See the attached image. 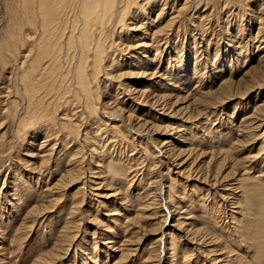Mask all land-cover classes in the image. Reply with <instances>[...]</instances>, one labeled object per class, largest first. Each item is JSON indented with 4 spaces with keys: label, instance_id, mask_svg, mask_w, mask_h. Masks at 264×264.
I'll return each mask as SVG.
<instances>
[{
    "label": "rangeland",
    "instance_id": "1",
    "mask_svg": "<svg viewBox=\"0 0 264 264\" xmlns=\"http://www.w3.org/2000/svg\"><path fill=\"white\" fill-rule=\"evenodd\" d=\"M48 1L0 0V264H264V76L255 79V82L250 81V85L242 80L255 67L258 69L261 65L264 66V24H261V21L264 23V0H188V3L184 2L187 0H166L167 3L165 0H153L159 4V9L152 11L149 18L142 16L145 27L151 18L159 19V14L162 18L166 17L165 12L173 14L167 21L162 19L165 23L170 20V23H167V31L163 34L157 33L156 37L153 32L156 25L152 26L153 35L150 34L149 39H145L148 45L145 48L154 58H142L145 53H137L133 56H118L115 59L116 63H120L116 69L125 71L134 67L130 60L139 55L141 65L137 60L134 63L142 70L150 69L151 73L158 74V79L153 85L148 82L145 88L149 86L151 91H159L161 87L160 89L167 92L172 91L173 100L178 93L182 97L173 104L172 111L168 109L167 113L165 112V115H173L171 121L175 128L164 136H173L172 143L177 148L194 149L195 152L205 149L203 152L206 153L199 155L194 161L193 170H189V177L178 172L180 169L175 167L176 160L170 156L167 158L168 154L164 153L161 144L155 140V135L148 130L136 129V118L140 119L142 116L140 120L143 122L148 118L150 122H146L153 125L159 123L158 125L167 128L168 116L165 118L162 114H156L151 106L143 107L136 102L131 104L127 96L123 102L119 101L127 106V109L124 108L125 115H119L120 119L118 115H114L115 118L110 117L112 109L107 103L102 81L105 62L102 63L101 73L97 76L93 74V66L88 68L91 85L95 91L96 106L94 113L91 112L93 114L89 113L82 103L78 104L81 101L77 100L76 96L72 95L70 98L71 80L63 85L65 89H59L60 93L65 90L62 92L65 93L63 96L48 89L45 82L47 83V70L51 59L47 58L49 61L46 59L45 63L38 56L43 43L40 24L42 19L50 14L49 18L56 22L55 3L60 0ZM174 8H178V12ZM161 11L163 12L160 13ZM108 28L107 31L112 29L111 24ZM51 46L53 42L50 43ZM153 47L155 49L150 51ZM128 57L131 59L127 60ZM61 65L59 70H65L62 68L65 67L64 64ZM230 80L238 81V85L235 84L231 89L233 95H230L226 103L219 105L220 103L208 93L215 92L222 84L231 82ZM27 87H30L28 89L31 90V95L26 92ZM118 90L124 91L123 95L127 94L119 85ZM247 91L249 93L244 95ZM59 95L63 98L67 95L70 100H66L67 97L66 101L62 98L61 102H57L58 109H52L55 108ZM199 96L208 98L212 103L206 101L209 105L204 103V106L207 105L204 107L203 103L195 99H201ZM202 100L207 99L199 101ZM71 102H74V105L71 106ZM63 103H67L65 106L68 108ZM187 103L193 104L188 109L181 107ZM178 106L181 110L174 112ZM63 108H67L66 113L69 116H65ZM140 108L148 110V113ZM128 113L136 117L135 121H128ZM139 115L141 116L138 117ZM85 116H88L87 119ZM66 119H69L73 128L65 129ZM73 120L76 121V126ZM122 127L126 128L127 133ZM79 133L81 134L78 135ZM117 133H121L123 137L118 138L120 135ZM86 135H91V138H85ZM62 137L65 142L68 141V145L64 144ZM93 139L97 141L94 140L90 144L89 140ZM80 141L83 142L79 143ZM71 144L73 146L70 147ZM63 145L69 149L64 146L65 149ZM52 146L57 147L54 149ZM141 149L144 152L140 151ZM82 150L81 154L78 153ZM109 152L113 155L112 158L108 155ZM188 154L195 157L194 152L188 151ZM89 157H92V160ZM110 158H115L113 161L118 160L120 163L124 160L123 165L127 166L125 171L127 170L129 175L125 180L124 177H119L121 181L114 180L119 184H97L101 180H97L93 175H109L108 171H105L106 163L103 161L111 160ZM210 158L226 162L222 172L233 169L230 177H227L228 180L225 178V181L215 185L207 183L208 180L204 182L201 178L203 176L197 173L196 165H200L201 172L204 173ZM192 159L193 157H190L189 162H192ZM69 160L73 163L71 161L70 164ZM74 164H78V167L73 166ZM99 166H103V169L101 167L100 170ZM213 166L211 163V170ZM73 167L80 171L81 176L74 180L76 182H69L66 176ZM93 168L96 170L93 171ZM88 169H93L90 170L91 174ZM97 171L100 173H96ZM72 182L74 183L71 184ZM86 185L90 190L86 189ZM235 185L239 186V190H235L238 194L230 189ZM114 209L116 211H113ZM181 221L184 223L179 224ZM191 226L202 229L205 233L199 231L194 234L189 231ZM64 234L66 241L63 239ZM173 236L175 239H172ZM70 237L75 239L71 240ZM57 244L60 253L50 256Z\"/></svg>",
    "mask_w": 264,
    "mask_h": 264
},
{
    "label": "bare ground",
    "instance_id": "2",
    "mask_svg": "<svg viewBox=\"0 0 264 264\" xmlns=\"http://www.w3.org/2000/svg\"><path fill=\"white\" fill-rule=\"evenodd\" d=\"M48 1V0H47ZM163 1V0H162ZM190 1V0H189ZM208 1V0H207ZM227 1V0H225ZM36 2V0H35ZM53 2V1H52ZM166 2V0H165ZM164 2V3H165ZM172 2V1H171ZM186 3H188V0L187 1H184ZM214 2V0H213ZM224 2V1H223ZM34 3V2H33ZM39 3V1H38ZM49 3V1H48ZM51 3V2H50ZM55 3V2H54ZM163 3V2H162ZM167 3V2H166ZM174 3V2H173ZM172 3V4H173ZM178 3H180L178 1ZM220 3V2H219ZM225 3V2H224ZM259 3V2H258ZM41 4V3H40ZM55 11H56V14L55 15V20L56 22H54V20H51L49 18V16H45L42 21H41V24L40 26L42 27V36H43V43L41 45V52L40 54L38 55L42 60L43 62H45V60L47 58H50L51 61L49 63V67H48V79H47V83L45 82L46 86H48V89L50 90H54L57 93H60V88L62 87V89L65 87H63V85L65 83H67L69 80H71L70 82V86H71V89H69V94H70V98L71 96H76L77 97V100L79 99V101H81L80 103L78 102V104H81L82 103V106L86 107L88 112L91 113L93 112L94 113V108L96 105H94V100H95V91L91 85V81H90V74H89V71H88V68L89 66H93L94 67V70H93V74L94 76H97L98 73H101V68H102V63L105 62V67L103 68L102 72L104 71V74L102 76V81L104 82V87H105V90H104V94L107 96V103L109 104V107L112 109V116L110 115V117L112 118H115L114 115H118V119H120L119 115H121L122 117L125 115V109H127L126 107V104H123L119 101H124V99H126L127 96H129V100L131 101V104L133 103H137L138 105H141V106H151V109H154L156 111V114L159 113V114H162L163 116H165V118H167L168 120V125L166 123V126L167 128L163 127V125H153V123H148L146 121H149L148 118L145 119L146 121L143 122L141 121L140 119L143 117H140L141 115H139L138 117H140V119L136 118V123L138 125V127H136L137 130H148L150 133H152L153 135H155V140H157L163 150H164V153H166L167 155V158L170 156L171 158L174 157V160L175 163H177L175 167H178L180 170L178 172H180L181 174H186L185 176L186 177H189L191 176V174L189 173V170H191L192 168V165L194 164V161L197 159V157H199V155H202L206 152H203L205 151L202 150L201 151H196L194 149H181L180 147L177 148V146H175L173 143V136H164L166 135V133H168L169 130H173L174 127V123L171 121V118L172 116L169 115H165V112L167 113L166 110L170 109L172 111V107H173V104L175 102H177L178 100L180 101V99H182V97H180V95H176L175 96V100H173V94L174 93H171L172 91H165L164 89H160L159 88V91H151V89H148L150 88L149 86H147L148 88H145V84L146 83H150L153 85L154 81L156 79H158L156 77V73L154 72H150L149 70H142L141 67H139V65L137 66L136 63H134L135 60L138 61V64H140V61H141V58L139 57V55L134 58V59H131V57H128V59H131L130 61H132L133 63H131L134 67H130V70H125V71H121V70H117L116 67L119 66L118 63H116L115 59L116 57L118 56H123V55H127V54H131V56H133V54H137V53H140L141 54H144L142 56V58H148V57H153V55L151 54H148V50L146 49L148 47V45L146 44V41L145 39H149L150 37V34L151 31H153V29L151 28L152 26H155L154 30L156 31H153L155 36L158 34H163L164 31H167V29L169 28L168 26V22L170 23V20L168 22H163L164 21H167V19H169L170 17H172L171 13H168L166 14L165 12V15L166 17L165 18H162L160 16V14L158 15V18L159 19H153L151 18V20L149 21V24L147 27L144 26V17L146 18H149L150 17V13L152 11H157L159 9V4L157 2H153V0H60L58 1L57 3H55ZM148 4H150V6H147ZM176 4V3H174ZM52 5V4H51ZM163 5V4H162ZM187 5V4H186ZM213 5V4H212ZM264 6V4H262ZM32 6V5H31ZM169 6V4H168ZM168 6L166 8H168ZM177 6V5H176ZM175 6V7H176ZM183 6V5H182ZM227 6V5H226ZM261 6V5H260ZM262 6V7H263ZM185 7V5H184ZM188 7V6H187ZM186 7V8H187ZM215 7V6H214ZM261 7V8H262ZM33 8V7H32ZM40 7H38L39 9ZM52 8V7H51ZM164 8V7H163ZM173 8V6H172ZM260 8V9H261ZM176 9V8H174ZM178 9V8H177ZM176 9V10H177ZM184 9V8H181V10ZM188 9V8H187ZM46 10V9H45ZM52 10H54L52 8ZM171 10V9H170ZM180 10V9H179ZM185 10V9H184ZM196 10V9H195ZM36 11V9H35ZM44 11V9H43ZM54 11V12H55ZM165 11V10H164ZM255 11V10H254ZM262 11V10H260ZM258 11V12H260ZM40 14L41 12L38 11ZM53 12V13H54ZM163 11H161L160 13H162ZM178 12V10H177ZM256 12V11H255ZM264 13V10L262 11ZM260 12V13H262ZM38 13V14H39ZM45 13V12H43ZM51 13V12H50ZM158 13V12H157ZM156 13V14H157ZM181 13V12H179ZM183 13V11H182ZM36 14V13H35ZM37 14V15H38ZM153 14V13H152ZM151 14V15H152ZM34 15V14H33ZM42 15V14H41ZM155 15V14H154ZM162 15V14H161ZM179 15V14H178ZM264 15V14H263ZM28 16V15H27ZM35 16V15H34ZM43 16V15H42ZM41 16V17H42ZM144 16V17H142ZM156 16V15H155ZM201 16V15H200ZM260 16V15H259ZM169 17V18H168ZM174 17H176V15H174ZM183 17V16H182ZM261 17V16H260ZM260 17H259V22L261 21L260 20ZM264 17V16H263ZM262 17V18H263ZM143 18V19H142ZM181 18V16L179 17ZM163 19V20H162ZM171 19V18H170ZM174 20V19H173ZM264 20V19H262ZM162 21V22H161ZM177 21V20H175ZM179 21V20H178ZM258 22V23H259ZM147 23V21H146ZM158 23V24H157ZM165 23V25L163 24ZM111 24V27L112 29H110V31H107L109 30V26ZM174 24V23H173ZM172 24V25H173ZM261 24H264L262 21H261ZM264 26V25H263ZM260 27V26H259ZM169 32V31H168ZM153 35V34H152ZM151 35V36H152ZM31 36V35H29ZM35 37V36H34ZM40 37V36H39ZM143 37V38H142ZM153 37V36H152ZM157 37V36H156ZM195 37V36H194ZM2 38V37H1ZM134 38V40H133ZM162 38V37H161ZM33 39V38H32ZM55 39V40H54ZM5 40V39H4ZM3 40V41H4ZM133 40V41H132ZM155 40H153L154 42ZM160 41V40H159ZM53 42V46L50 47V43ZM152 43V41H150ZM6 43V42H5ZM136 43V44H134ZM1 45V44H0ZM6 45V44H5ZM3 45V46H5ZM39 45V44H38ZM156 45V43H155ZM146 46V48H145ZM154 46V45H153ZM158 46V45H157ZM39 47V46H38ZM195 48V47H194ZM149 49V48H148ZM153 49H155L154 47L153 48H150L149 50L152 51ZM176 49V48H175ZM5 50V49H4ZM141 51V52H140ZM162 51V50H161ZM177 51V49H176ZM2 52V51H1ZM163 52V51H162ZM166 53V52H165ZM174 53V52H173ZM153 54V53H152ZM163 54V53H162ZM171 54V53H170ZM93 55V56H92ZM172 55V54H171ZM63 56L65 58H63ZM160 56V55H158ZM181 57V56H180ZM154 58V57H153ZM173 58V57H172ZM182 58V57H181ZM34 59V58H33ZM120 59V58H119ZM48 60V59H47ZM106 60V61H105ZM146 60V59H145ZM150 60V59H149ZM156 60V59H155ZM181 60V59H180ZM197 60V59H196ZM49 61V60H48ZM91 61V62H90ZM143 61V60H142ZM157 61V60H156ZM163 61V60H162ZM199 61V60H198ZM143 62H147V61H143ZM181 62V61H180ZM183 62V61H182ZM181 62V63H182ZM197 62V61H196ZM46 63V62H45ZM177 63V62H176ZM61 64H64L65 67H62L64 68L65 70L63 71H60L59 68L60 66H62ZM129 64V62L127 63ZM201 64V63H200ZM239 64V63H238ZM130 65V66H132ZM141 65V64H140ZM146 65V64H145ZM197 65V63H196ZM202 65V64H201ZM200 66V68L204 65ZM207 65V64H206ZM223 65V64H222ZM144 66V65H142ZM176 66V65H175ZM178 66V65H177ZM195 66V64H194ZM197 66V67H199ZM147 67H148V64H147ZM156 67V66H155ZM45 68V67H44ZM127 68H129V66H127ZM134 68V70H133ZM145 68V67H143ZM199 68V69H200ZM93 69V68H92ZM232 69V68H231ZM255 69V70H254ZM253 70H251L250 72L247 73V75H245L246 77H243L242 80L244 81V83H249L250 81H254L255 82V79H258L260 76H264V66H260L258 69L255 67ZM257 69V71H256ZM44 70V69H43ZM215 70V69H214ZM60 71V73H59ZM155 71V70H154ZM162 71V70H161ZM178 71V70H177ZM195 71V70H193ZM169 72V71H168ZM199 73V72H198ZM246 73V72H245ZM92 74V73H91ZM200 74V73H199ZM202 75V74H201ZM45 76V75H44ZM159 76L162 77L161 74H159ZM160 77V78H161ZM92 78V77H91ZM23 79H25L24 75H23ZM21 79V80H23ZM38 79V78H37ZM168 79V77H167ZM263 79V78H262ZM95 80V78H94ZM162 80V79H161ZM224 80V79H222ZM241 80V79H240ZM160 81V80H159ZM231 81V80H230ZM38 82V81H37ZM100 82V81H99ZM238 81H231V82H227V83H224L222 84L220 87V89H217L215 92L213 93H208L210 95H212L217 103H220L219 105L223 104V103H226V100L231 97L230 95H233L231 94V89H233L234 85H238L237 84ZM242 82V81H241ZM258 82V81H257ZM157 83H160L161 82H157ZM163 83V82H162ZM165 83H168V82H165ZM164 83V84H165ZM199 83V82H198ZM101 84V83H100ZM106 84V86H105ZM175 84V83H174ZM252 83H249L248 85H250ZM259 85V83H257ZM256 84V85H257ZM264 84V83H263ZM118 85L122 88V90H125V93L127 94H124L123 95V92L124 91H119L118 90ZM143 85V86H142ZM168 85V84H166ZM173 85V84H171ZM170 85V86H171ZM255 85V83H254ZM261 85H262V82H261ZM65 86V85H64ZM100 86V85H99ZM162 86V85H161ZM176 86V85H174ZM240 86V84H239ZM97 87V86H96ZM167 87V86H166ZM172 87V86H171ZM248 87V86H247ZM259 87V86H258ZM261 87V86H260ZM28 88L30 87H27L26 88V92L31 95V90H29ZM33 88V87H32ZM175 88V87H174ZM177 88V86H176ZM219 88V87H218ZM250 88V87H249ZM102 89V88H101ZM214 89V88H213ZM68 90V89H67ZM171 90V89H170ZM212 90V89H211ZM244 90V89H243ZM23 91V90H21ZM46 91V89H45ZM65 91V90H64ZM62 91V92H64ZM102 91V90H101ZM60 93V95L62 94L65 95V93ZM68 92V91H66ZM120 92V93H119ZM243 92V91H241ZM20 93V92H19ZM100 93V92H99ZM109 93H112V95H110ZM234 93V92H233ZM249 93V91L247 92H244V95H247ZM103 94V95H104ZM122 94V95H121ZM202 94V93H201ZM24 95V94H23ZM26 95V94H25ZM59 95V96H60ZM68 95V94H67ZM66 95V97H67ZM207 95V93L205 94ZM243 95V93H242ZM243 95V96H244ZM52 96V95H51ZM55 96V95H54ZM72 96V97H73ZM102 96V95H101ZM100 96V97H101ZM26 97V96H24ZM30 97V96H29ZM65 97V96H64ZM65 97V98H66ZM69 97V96H68ZM67 97L66 100H68L69 98ZM103 97V96H102ZM101 97V98H102ZM200 97V96H199ZM207 97V96H206ZM33 98V96H32ZM43 98V97H42ZM63 97H58L56 104H55V108L53 107L52 109H58L56 107H59L57 106V102L60 101V99L62 100ZM65 98H63L65 100ZM99 98V97H98ZM115 99L114 101L116 103L113 104L114 101H112L111 99ZM201 99H207L205 101H199L201 99H197V97L195 98L198 102L200 103H203V106H204V103L209 105L206 101H209L208 98H202L200 97ZM212 98H210L212 100ZM30 99V98H28ZM35 99V98H34ZM32 99V100H34ZM37 99V98H36ZM105 99V100H106ZM194 99V100H195ZM213 99V100H214ZM65 100V101H66ZM70 100V99H69ZM100 100V99H99ZM102 100V99H101ZM118 100V101H117ZM184 101H187L183 98ZM230 100V99H229ZM53 101V100H52ZM73 101V100H72ZM75 101V100H74ZM104 101V100H103ZM129 101V102H130ZM182 101V100H181ZM183 101V102H184ZM61 102V101H60ZM101 102V101H100ZM192 102V101H191ZM196 102V103H198ZM210 104L212 103L211 101H209ZM42 103V102H40ZM48 103V102H47ZM50 103V102H49ZM77 103V102H76ZM75 103V104H76ZM121 103V104H120ZM182 103V102H181ZM185 103V102H184ZM194 103V102H193ZM193 103H187L184 105H182L181 107H185L186 109H188V107L190 105H192ZM43 104V103H42ZM52 104V103H51ZM64 104V103H63ZM67 104V103H66ZM64 104V106L66 105ZM101 104V103H99ZM105 106H108L106 103H103ZM28 105V104H27ZM50 105V104H49ZM53 105V104H52ZM59 105V104H58ZM68 105V104H67ZM74 105V102L72 104L71 102V106ZM201 105V104H200ZM206 105V106H207ZM215 105V104H214ZM34 106V105H33ZM43 106V105H42ZM47 107V105H45ZM62 106V105H61ZM60 106V107H61ZM70 106V107H71ZM80 106V105H79ZM78 106V107H79ZM104 106V107H105ZM118 106V107H117ZM134 106V105H133ZM132 106V107H133ZM137 106V105H136ZM176 106V105H175ZM174 106V107H175ZM204 106V107H206ZM211 106V105H210ZM37 107V106H36ZM40 107H41V104H40ZM63 107V106H62ZM67 107V106H65ZM69 107V108H70ZM100 107V106H99ZM130 107V105L128 106ZM179 107V106H178ZM179 107L178 109H175L174 112H177L179 111V109L181 108ZM194 107V106H193ZM22 108V107H21ZM20 108V109H21ZM25 108V107H23ZM22 108V109H23ZM35 108V107H34ZM68 108V107H67ZM67 108H63V113L65 114V116H69L67 113H66V109ZM83 108V107H82ZM108 108V107H107ZM123 108V109H122ZM146 108V107H145ZM149 108V107H148ZM208 108V107H207ZM43 109V108H42ZM46 109V108H45ZM102 109V108H101ZM105 109V108H104ZM129 109V108H128ZM131 109V107H130ZM129 109V110H130ZM141 110L143 111H146L145 109L143 108H140ZM160 109L162 110V112H160ZM185 109V110H186ZM196 110V108H194ZM30 110V109H29ZM44 110V109H43ZM47 110V109H46ZM54 110V111H55ZM69 110V109H68ZM109 110V108H108ZM134 110V109H133ZM181 110V109H180ZM184 110V109H183ZM193 109H191L192 111ZM200 110V109H198ZM24 111V110H23ZM41 111V110H40ZM45 111V110H44ZM103 111V110H102ZM100 111V112H102ZM135 111V110H134ZM170 111V112H171ZM203 111V110H202ZM39 112V111H38ZM49 112H50V109H49ZM57 111H55L56 113ZM127 112V111H126ZM142 112V111H141ZM148 113V110L146 111ZM182 111H180L181 113ZM194 112V111H192ZM198 113H201L200 111H197ZM46 113V112H45ZM58 113V112H57ZM83 113V112H82ZM91 113V114H93ZM98 113V111H97ZM139 113V112H138ZM189 113V112H188ZM197 113V114H198ZM18 114H19V111H18ZM25 114H27L25 112ZM36 114V113H35ZM50 114V113H49ZM52 114V113H51ZM73 114V113H72ZM103 114V113H102ZM101 114V116H102ZM107 114V113H106ZM129 115L127 116V119L128 121L132 122V121H135V118L134 116L131 114V113H128ZM136 115V113H133ZM144 114V113H143ZM173 114V113H172ZM184 114V113H183ZM30 115V114H28ZM147 115V114H145ZM154 115V114H152ZM177 115V114H176ZM179 115V114H178ZM177 115V116H178ZM189 115V114H188ZM25 116V115H24ZM37 116V115H36ZM35 116V117H36ZM39 116V115H38ZM64 116V115H63ZM62 116V117H63ZM108 117V115H105ZM151 116V115H150ZM194 116V114H193ZM30 117V116H28ZM42 117V116H41ZM86 117V116H85ZM88 117V116H87ZM86 117V119H87ZM100 117V116H99ZM103 118H105L104 116H102ZM109 117V118H110ZM158 117V116H157ZM189 117V116H188ZM187 117V118H188ZM198 117V115L196 116ZM34 118V117H32ZM38 118V117H37ZM59 118V117H58ZM125 118V117H124ZM145 118V117H144ZM151 118V117H150ZM155 118V117H154ZM165 118L163 117V119L165 120ZM193 118V117H192ZM206 118V117H205ZM252 118V117H251ZM29 119V118H28ZM48 118H46L47 120ZM77 119V118H76ZM95 119V118H94ZM102 119V118H101ZM117 119V118H116ZM117 119V120H118ZM158 119V118H157ZM175 119V117H174ZM181 119V118H180ZM23 120V119H21ZM25 120V118H24ZM27 120V118H26ZM51 120V119H50ZM63 120V119H62ZM61 120V121H62ZM65 120V119H64ZM80 120V119H79ZM84 120V119H83ZM89 120V119H88ZM106 120V118H105ZM104 120V121H105ZM111 120V119H110ZM109 120V121H110ZM125 122L127 121L126 119H124ZM123 120V121H124ZM151 120V119H150ZM153 120V119H152ZM151 120V121H152ZM188 119H186L187 121ZM190 120V118H189ZM19 121V120H18ZM32 120H30L31 122ZM44 121H45V117H44ZM58 121V120H57ZM75 121V120H73ZM98 121V120H97ZM100 121V120H99ZM103 121V122H104ZM108 121V122H109ZM113 121V120H112ZM110 121V122H112ZM121 121V120H120ZM119 121V122H120ZM154 121V120H153ZM27 122V121H26ZM38 122V120H37ZM43 122V120H42ZM51 122V121H50ZM79 122V121H77ZM83 122V121H82ZM102 122V121H101ZM107 122V123H108ZM115 122V121H113ZM150 122V121H149ZM171 122V123H169ZM25 123V122H23ZM22 123V125H23ZM58 123V122H56ZM64 125L66 126V130L67 128H73V125L71 122H69V119H66V121H64ZM71 123V124H70ZM86 123V121H85ZM31 123H29L30 125ZM39 124V123H38ZM37 124V125H38ZM77 124H81V123H77ZM84 124V123H83ZM82 124V125H83ZM104 124V123H103ZM125 123H123L124 125ZM128 124V123H127ZM162 124V123H161ZM28 125V124H27ZM33 125V124H32ZM40 125V124H39ZM50 125V124H49ZM53 125V124H51ZM106 125V124H105ZM111 125V124H110ZM114 126L117 127V125L113 124ZM130 125V124H129ZM165 125V123H164ZM75 126H76V121H75ZM112 126V125H111ZM120 127L122 126V123H120L119 125ZM125 126V125H124ZM151 126V127H149ZM22 127V126H21ZM33 127V126H31ZM35 127V125H34ZM61 127H62V123H61ZM79 127V126H78ZM83 127V126H82ZM82 127H81V130H82ZM99 127V126H98ZM97 129H100L98 128ZM114 127V128H116ZM119 127V129H120ZM196 127V126H195ZM77 128V127H76ZM84 128V127H83ZM124 129V132L127 133L125 131L126 128L122 127ZM149 128V129H147ZM183 128V127H182ZM37 129V128H35ZM80 129V127L78 128V130ZM85 129V128H84ZM122 129V130H123ZM134 129V128H133ZM40 130V129H39ZM63 130V128H62ZM70 130V129H69ZM73 130V129H72ZM95 130V129H94ZM113 130V129H112ZM180 130V129H179ZM182 130V129H181ZM37 131V130H36ZM35 131V132H36ZM58 131V130H57ZM103 131V130H101ZM140 131V132H141ZM175 131V130H174ZM77 132V131H76ZM100 132V131H99ZM113 132V131H112ZM116 132V131H115ZM122 132V131H121ZM134 132V131H133ZM137 132V131H135ZM145 132V131H144ZM173 132V131H171ZM170 132V133H171ZM176 132V131H175ZM61 133V131L59 132V134ZM68 133V132H67ZM78 133V132H77ZM85 133V131H84ZM138 133V132H137ZM174 133V132H173ZM47 133H45L46 135ZM58 134V133H57ZM69 134V133H68ZM81 133H79L78 135H80ZM88 134V133H87ZM97 134V133H96ZM109 134V133H108ZM113 134V133H112ZM116 134V133H115ZM117 134H121V133H117ZM129 134V133H128ZM151 134V135H152ZM66 135V134H65ZM73 135V134H72ZM71 135V136H72ZM142 135V134H141ZM47 136V135H46ZM69 136V135H68ZM114 136V135H113ZM122 135H120V137L118 138H121ZM127 136V134H126ZM132 136V135H131ZM182 136V135H181ZM64 137V136H63ZM61 138V140H63L64 138ZM80 137V136H78ZM77 137V138H78ZM88 136L86 135L85 138H87ZM89 137L91 138V135H89ZM88 137V138H89ZM96 137V136H95ZM99 137V136H98ZM123 137V136H122ZM133 138L136 136H132ZM131 137V138H132ZM75 138V137H73ZM81 138V137H80ZM84 138V136H83ZM94 138V137H93ZM134 138V139H135ZM140 138V137H139ZM138 138V139H139ZM69 139V138H68ZM98 139V138H97ZM110 139V138H109ZM48 140V139H47ZM46 140V141H47ZM53 140V139H52ZM67 140V139H66ZM71 140V139H70ZM76 140V139H75ZM79 140H83V139H79ZM87 141V139H84V141ZM95 139L93 140H89L90 144L92 141H94ZM99 140V139H98ZM116 140V139H115ZM119 140V139H118ZM117 140V141H118ZM133 140V139H132ZM41 141V140H40ZM49 141V140H48ZM47 141V143H48ZM73 141V140H71ZM97 140H95L96 142ZM120 141V140H119ZM126 141V139H125ZM139 141V140H138ZM64 142H65V139H64ZM83 141H80L79 143H81ZM94 142V144H95ZM127 142V141H126ZM131 142V141H130ZM135 142V141H134ZM173 142V143H172ZM46 143V144H47ZM52 143V141H51ZM54 143V142H53ZM60 143V142H58ZM68 141H66L64 144H67ZM99 143V142H98ZM107 143V142H106ZM114 143V142H113ZM128 143V142H127ZM69 144V143H68ZM67 144V145H68ZM89 144V145H90ZM109 144V143H108ZM45 145V144H44ZM80 145V144H79ZM83 145V144H82ZM93 145V144H92ZM98 145V144H97ZM103 145V144H102ZM105 145V144H104ZM107 145V144H106ZM114 145V144H113ZM136 145V144H135ZM140 145V143H139ZM199 145V144H198ZM48 146V145H47ZM54 146V145H53ZM52 146V147H53ZM61 146V145H60ZM65 145H63L64 147ZM73 146L72 144L70 145V147ZM75 146V145H74ZM109 146V145H108ZM116 146V144H115ZM114 146V147H115ZM129 146V144H128ZM137 146H138V143H137ZM195 147V145H193ZM45 147V146H44ZM50 147V146H49ZM57 146H55L56 148ZM66 147V146H65ZM64 147V148H65ZM89 147V146H88ZM92 148H94L93 146H91ZM100 147V146H99ZM103 147V146H102ZM51 148V147H50ZM49 148V149H50ZM54 148V147H53ZM54 148V149H55ZM67 149L68 146L66 147ZM65 148V149H66ZM96 148V147H95ZM112 148V146H111ZM118 148V147H117ZM202 148V147H201ZM44 149V148H43ZM62 149V148H61ZM73 149H75L73 147ZM73 149L70 148V151L73 153L74 151H76V149L74 151H72ZM81 149V148H80ZM79 149V150H80ZM85 149H86V145H85ZM90 149V148H89ZM97 149V148H96ZM100 149V148H99ZM108 149V148H107ZM110 149V148H109ZM119 149V148H118ZM125 149V148H124ZM146 149V147H145ZM203 149V148H202ZM93 150V149H92ZM116 150V148H115ZM143 149H141L140 151H142ZM148 151V149H146ZM187 150V151H186ZM64 151V149H63ZM69 151V150H68ZM98 151V150H97ZM101 151V149H100ZM121 151V150H120ZM124 150L122 149V152ZM139 151V152H140ZM188 151L190 153H195V157L192 155L190 156V154H188ZM44 152V150H43ZM65 152V151H64ZM83 150L78 153H82ZM90 152V151H89ZM88 152V153H89ZM92 152V151H91ZM106 152V151H105ZM112 152V151H111ZM144 152V150H143ZM146 152V151H145ZM220 152V151H219ZM227 152V151H226ZM48 153V152H47ZM54 153V152H53ZM52 153V154H53ZM57 154V151L55 152ZM87 153V152H86ZM93 153V152H92ZM100 153V152H99ZM114 153V152H113ZM112 153V154H113ZM59 154V153H58ZM64 154V153H63ZM80 154H77L78 156ZM85 154V152L83 153ZM98 154V153H97ZM111 155V153L109 152L108 155ZM120 154V153H118ZM150 154V153H149ZM47 155V154H46ZM45 155V156H46ZM67 155V153L65 154ZM76 155V156H77ZM131 155V154H130ZM133 155V154H132ZM184 155H188L187 157H185ZM51 156V155H50ZM53 156V155H52ZM73 157L74 154L72 155ZM89 156V154H88ZM101 156V155H100ZM102 156H103V153H102ZM113 155H111V158H112ZM121 156V155H119ZM211 156V155H210ZM62 157V156H61ZM65 157V156H64ZM118 157V156H117ZM122 157V156H121ZM130 157V156H129ZM182 157V158H180ZM185 157V158H184ZM190 157H193L192 159V162H189V159ZM44 158V157H43ZM42 158V159H43ZM48 158V157H47ZM57 158V157H56ZM92 158V157H91ZM89 157V159H91ZM94 158V157H93ZM109 158V157H108ZM110 158V159H111ZM119 158V157H118ZM148 158V156H147ZM189 158V159H188ZM45 159V158H44ZM67 159V158H66ZM71 159V158H70ZM85 159V158H84ZM88 159V157L86 158ZM115 159V158H114ZM113 159V160H114ZM132 159V158H131ZM129 159V160H131ZM158 159V158H157ZM169 159V158H168ZM224 159V158H223ZM50 160V159H49ZM79 160V159H77ZM75 160V161H77ZM92 160V159H91ZM112 159L111 160H105L103 162H105V168H106V172L108 171L109 175L107 174L106 176L102 177L100 175L102 174H95L92 175L95 176L94 178H96L97 180H101V181H98L97 184H105L106 186H109V185H114L116 182L118 181H115L114 180H119V177L120 179H123L121 177H124V180L127 178V175H129L127 172V170L125 171V168L126 167L123 165L124 163V160H123V163H120L118 162V160L116 161H113ZM127 160V161H129ZM133 160V159H132ZM199 160V158H198ZM72 161V160H71ZM69 160V163L71 162ZM88 161V160H87ZM100 161V160H99ZM179 161V162H177ZM93 162V161H92ZM101 162V161H100ZM62 163V162H61ZM67 162V164H69ZM73 163V161H72ZM79 163V162H78ZM126 163H129V162H126ZM131 163V162H130ZM174 163V164H175ZM196 163V162H195ZM214 164V168L211 170L210 168V164ZM71 164V163H70ZM69 164V166H70ZM81 163H79L80 165ZM85 164V163H84ZM99 164V163H98ZM103 164V163H102ZM101 163L99 165H102ZM103 164V165H104ZM226 164L225 161H216L215 158H210L209 161L207 162V168L205 170L204 173H202V168L200 167V165L198 166V164L196 165V170L198 171L197 173H199L200 175H202L204 179V182H206L208 180L207 183H211L212 185H215L217 182H221L223 179L226 178V180H228L229 178H227L231 173H232V170L233 169H229L226 173H225V170L224 172H222L223 168H224V165ZM205 165V167H206ZM63 166V165H62ZM66 166V165H65ZM73 166H77L78 167V164L77 165H73ZM84 166V165H83ZM87 166V165H86ZM90 166V165H89ZM92 166V165H91ZM96 166V165H95ZM94 166V168H95ZM102 169H103V166H101ZM99 166V169L101 168ZM58 168V167H57ZM76 167H73V168H70L71 170L69 171L68 173V176H66L68 179H69V182H71L72 180H76L78 177H80L81 173L80 171L76 168ZM82 168V167H80ZM83 168H86V167H83ZM93 168V169H94ZM98 168V167H96ZM129 168V167H128ZM229 168V167H228ZM59 169V168H58ZM93 169H88L89 170V173H90V170H93ZM98 169V170H99ZM82 170V169H80ZM96 169H94L93 171H95ZM101 170V169H100ZM130 170V169H128ZM193 170V168H192ZM83 172H85L83 170ZM82 172V173H83ZM102 172V171H101ZM130 172V171H129ZM132 172V171H131ZM196 172V171H195ZM222 172V173H221ZM87 173V172H86ZM96 173H100L99 171H97ZM225 173V174H224ZM235 173V172H234ZM66 174V173H65ZM70 174V175H69ZM91 174V173H90ZM104 174V173H103ZM142 174V173H141ZM153 174V173H152ZM67 175V174H66ZM98 175V176H96ZM105 175V174H104ZM63 176V175H60V177ZM90 176V175H89ZM88 176V179H90V177ZM234 176V175H233ZM65 177V176H64ZM126 177V178H125ZM153 177V176H152ZM211 177V179H210ZM230 177V176H229ZM83 178V177H82ZM130 178V177H129ZM145 178V177H144ZM233 178V177H232ZM106 179V180H104ZM143 179V177H142ZM150 179V178H148ZM71 180V181H70ZM129 180V179H128ZM140 180V179H139ZM155 180L156 182L158 183V178L156 179V176H155ZM190 180V179H189ZM86 181V180H85ZM88 182H90L89 180H87ZM121 181V180H119ZM130 181V180H129ZM143 181V180H142ZM141 181V182H142ZM225 181V180H223ZM65 182V181H64ZM76 182V181H74ZM74 182H72L71 184H73ZM84 182V181H83ZM92 182V180H91ZM125 182H128V181H125ZM140 182V181H139ZM58 184V183H57ZM66 184V183H64ZM70 184V185H71ZM90 184V183H89ZM119 184V182L117 183ZM122 184H124L122 182ZM128 184V183H125V185ZM130 184V183H129ZM155 184V183H154ZM153 184V185H154ZM59 185V184H58ZM62 185V184H61ZM69 185V184H68ZM85 185V184H84ZM159 185V184H158ZM227 185V184H225ZM165 186V185H164ZM87 187V185H86ZM122 187V186H121ZM157 185H155V189H156ZM239 186L235 185V187L233 188H230V189H233L232 191L235 192L236 189H238ZM90 188V187H89ZM160 188V186H159ZM85 189V188H84ZM88 189V187L86 188ZM146 189L148 190V188L146 187ZM90 190V189H88ZM118 190V188H116V191ZM146 190V191H147ZM229 190V189H227ZM239 190V189H238ZM80 191V190H79ZM83 191V190H82ZM172 191V190H170ZM77 192V191H76ZM156 192V191H155ZM80 193V192H79ZM85 193V192H84ZM90 193V192H89ZM117 193V192H116ZM153 193V192H152ZM151 193V194H152ZM159 193V192H158ZM237 193V192H235ZM77 194V193H76ZM101 194V193H100ZM238 194V193H237ZM108 195V194H107ZM112 195V194H111ZM114 195V194H113ZM154 195V194H153ZM102 196V194H101ZM157 196V195H156ZM103 197V196H102ZM150 198V197H149ZM154 198V197H153ZM158 198V197H156ZM155 199V198H154ZM76 202V201H75ZM72 204H74L72 202ZM81 206V205H80ZM71 207V206H70ZM78 207V206H77ZM92 207V206H91ZM90 207V208H91ZM238 207V205H237ZM240 208V207H239ZM76 209V208H75ZM92 211V210H91ZM113 211H116L115 209ZM239 213V212H238ZM93 216V215H91ZM138 218V216H136ZM129 218V217H128ZM189 218V217H188ZM97 219V218H96ZM128 220V219H127ZM129 221H130V218H129ZM131 222H132V219H131ZM184 221H181L179 222V224H183ZM133 225V224H132ZM194 226H191L189 231H192L194 234H196L197 232H201L202 234H204L205 232L202 230V229H199V228H195ZM156 229V228H155ZM72 230V229H71ZM201 234V235H202ZM204 236V235H202ZM65 237H66V234H64L63 236V239L65 240ZM62 238V237H61ZM71 238V237H70ZM63 239L61 240V243H63ZM75 238H71V240H74ZM172 239H175L174 236L172 237ZM70 240V241H71ZM66 241V240H65ZM64 241V242H65ZM173 241V240H172ZM175 241V240H174ZM109 242V241H108ZM107 242V243H108ZM256 242V241H255ZM174 243V242H173ZM67 245V244H66ZM116 245V244H115ZM71 246V244H70ZM59 245L57 244V246L55 247V249H53L51 252H50V256L52 255H55L57 256L60 252H59ZM58 250V251H57ZM130 250V249H129ZM65 253V252H64ZM129 253V252H128ZM61 255V254H60ZM59 255V256H60ZM123 256V255H122ZM59 258V257H57ZM128 258V257H127Z\"/></svg>",
    "mask_w": 264,
    "mask_h": 264
}]
</instances>
